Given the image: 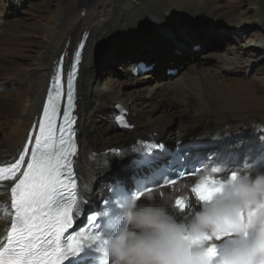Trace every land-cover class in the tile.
Listing matches in <instances>:
<instances>
[{
  "label": "bare ground",
  "instance_id": "obj_1",
  "mask_svg": "<svg viewBox=\"0 0 264 264\" xmlns=\"http://www.w3.org/2000/svg\"><path fill=\"white\" fill-rule=\"evenodd\" d=\"M21 1L0 0V88L6 90L11 81L17 80L26 87L25 96L18 97L12 108L0 100V163H13L22 153L29 133L35 135L61 59L67 69L78 44L84 41L77 79V209H88V201L99 205L101 198L109 194L106 186L110 182L122 179L132 184L139 168L132 166L127 174V167L121 166L128 157V147L137 140H152L171 150L167 143H161L169 138V144L182 147L179 152L185 155V165L200 159L201 151H208L203 158L205 170L218 167L223 176L234 164L242 169L247 165L264 170V0H43L31 4L25 19H19L10 10L19 8ZM171 14L219 25L202 22L177 29L166 33L165 40L156 37L152 44L126 50L122 56L111 48L101 63L94 62L95 55L115 37L144 30L150 35L156 31L149 24L151 19L160 22ZM245 33L250 37L241 42ZM219 38L226 42L225 48L208 50L220 43ZM174 50L183 53L178 55ZM195 56L212 60V64L191 63L176 76L165 65H186V60ZM121 60L124 69H132L121 83L115 84L111 77L107 82L98 79L103 67ZM143 61L151 65L150 69L134 73L135 66ZM250 69L256 74L248 76ZM177 76L181 80H176ZM151 77L161 82L145 86ZM125 85L133 88L125 92ZM107 101L128 112L132 128L113 121L121 132L114 131L116 127L109 117L114 112L115 118L117 112L110 106L103 108ZM98 108H102L98 115L106 119L105 123H97ZM174 122L177 127L169 130ZM33 125H37L35 131ZM146 132L157 135L128 139L127 133ZM241 150L239 157L233 155ZM169 157L162 154L159 161L149 165L167 162ZM116 171L125 175L109 181L119 174ZM194 181L195 177L162 189L169 192L188 185L177 192L187 196L186 210L170 209L178 220L187 221L197 213L190 191ZM11 186L12 182H0V242L6 238L14 216Z\"/></svg>",
  "mask_w": 264,
  "mask_h": 264
},
{
  "label": "clouds",
  "instance_id": "obj_2",
  "mask_svg": "<svg viewBox=\"0 0 264 264\" xmlns=\"http://www.w3.org/2000/svg\"><path fill=\"white\" fill-rule=\"evenodd\" d=\"M219 173L217 167L199 177L210 206L187 221L170 210L188 207L187 196L177 195L186 184L169 192L145 188L140 198L125 199L112 230L103 238L99 234L109 264H264V170L246 165L226 177ZM178 197L184 198L183 207ZM224 233L236 234L241 243L218 252L209 242Z\"/></svg>",
  "mask_w": 264,
  "mask_h": 264
},
{
  "label": "snow or ice",
  "instance_id": "obj_3",
  "mask_svg": "<svg viewBox=\"0 0 264 264\" xmlns=\"http://www.w3.org/2000/svg\"><path fill=\"white\" fill-rule=\"evenodd\" d=\"M83 48L84 44L81 43L79 49ZM80 59L81 51L77 50L67 75L66 106L59 129L57 120L60 117L61 101L65 97L60 67L54 78L55 87L48 91L47 102L38 123V133L34 139L33 133H29L27 143L15 162L0 163V182H12L11 208L14 210L7 238L0 242V264H63L69 255L82 250L81 245L85 240H100L99 233L89 229L65 236L73 224V213L78 202L71 157L75 152L72 127L75 119L72 113L75 108V77ZM118 122L128 126L123 116L119 117ZM36 128L37 125H33V131ZM28 145H32L30 159L21 172L25 157L29 155ZM184 175V172L179 174L180 177ZM174 183V180L167 178L158 187ZM202 183L197 180L190 190L199 199L206 201L209 190L201 191ZM152 189L147 187L149 191ZM140 195L138 192L137 198ZM183 200V197L177 198V204L181 207ZM88 220L90 226L94 225L95 229L98 227L96 215L89 216ZM103 243L101 241V248ZM215 250L213 246L210 251ZM215 264L222 262L216 260Z\"/></svg>",
  "mask_w": 264,
  "mask_h": 264
},
{
  "label": "rangeland",
  "instance_id": "obj_4",
  "mask_svg": "<svg viewBox=\"0 0 264 264\" xmlns=\"http://www.w3.org/2000/svg\"><path fill=\"white\" fill-rule=\"evenodd\" d=\"M42 1L43 0H22L19 8L12 7V9L10 10V12L12 14H14V17L15 18L23 19V17H24V19H25V17L27 16V12H26L27 9L30 10V7L29 6L31 4L32 5H36L37 3H40ZM79 1H78L77 5H79ZM167 16H169V17L167 18ZM162 19H164V20H162L160 22L154 21V20L151 19V21L149 22V24L151 26L154 25L156 31L153 32V30H152V34H150V35L147 33L146 30H144V31H131L130 34L128 33L125 36L115 37L114 41L110 45H108V47L105 50H103L102 55L99 58V60L97 61L96 58H94V62H96L97 64L101 63L103 61V59L105 58L107 52L111 48L114 49L115 53H117V54L121 53V56H122L123 54H125V51L126 50H129V49H132L134 47L141 46V45H143V47H144V46H146V45H148L150 43L152 44V40L154 38H156V37H160L162 40H165V34L166 33H171L173 31H176L177 29L184 30V29L188 28L191 25H197V23H200V24L206 23V24H208L210 26L219 25L218 23L215 24L212 21L206 22L202 18H198L197 20H189V19H186V18H181L180 15L174 16L173 14H171V15H165L164 17H162ZM202 22H204V23H202ZM130 37H132V38H130ZM249 37L250 36L247 33H245V35L241 39V42L247 41L249 39ZM219 41H220V43L215 44L214 47H210L208 50H210V49L214 50L215 49L217 51H220V50L222 51L225 48V46H226V42L223 41L220 38H219ZM173 52L176 53V54H178V55H182V53H183L182 51H177L176 52V50H174ZM198 62H200L201 64L203 62L204 65H206V66H210V64H212V60H208V59H204V58L202 60L201 56H198V57L195 56V57L188 58L186 60V65H180V66H178L174 62H170V63L165 62V65L168 66V68H171L172 70H175V72L173 74L176 76V75H178L180 73V71L186 69L187 66L192 65L191 63L197 64ZM147 64L149 65L148 62H147ZM122 65H123V60L117 61V62H113V63H111V65H108L106 67H103L101 69L102 71H100V75L98 76V79H100L102 82H107L108 81L107 79L109 77H111V78H114L113 79V82L115 84L121 83L126 78V76L129 75L132 72V69L131 70H128L126 68L124 69V67H122ZM166 72L169 73V74L171 73V72H168V71H166ZM153 74L154 73H152L151 76H153ZM248 74H249L248 76H252V75H255L256 73H255V71L253 69H250V70H248ZM154 77H151L150 80L147 83H145V86H146V84L147 85H153L154 84V81L155 82H161V81H159V79H155ZM152 78H154V79H152ZM176 78H177L176 80H181L180 79L181 76H177ZM263 80H264V77H263ZM132 88H133V86H131V85H125L123 90L125 92H127L128 90H131ZM2 91H4V92H2ZM25 91H26V87H25V84H23V82L18 81V80L17 81H11L8 89L2 90L0 88V96H1L0 97V100H2V102L4 100L3 103L6 104V105H9V107L12 108L17 103L18 97H20V96L24 97L25 96ZM168 93L170 94V90H168ZM111 103H112L111 101H107V103H105V105H103V108H106L107 106H110L114 111L115 110L118 111V109L121 108V106H119V104L114 103V104L111 105ZM4 108L7 109V110L9 109L6 106ZM100 109H102V108H98L96 110V114H97L96 118H98V120H97V123L98 124L105 123L106 122V119L103 116L98 115ZM113 113L109 117V120H110L111 124L112 123L114 124V122H115V118L113 116ZM114 126L116 127V129L113 127L114 128V131L121 132V130H119L115 124H114ZM169 126H170V129L169 130L175 129L177 127V123L174 122V123L170 124ZM0 131H2L1 128H0ZM123 132H125V131H123ZM146 133L147 134H144V135H140V134H138V135H136V134L132 135L130 133H127V135L129 136L128 139L130 138L131 141H134V140H137L139 138L146 137V136H149V135H157V134L152 133V132H149V133L146 132ZM150 133H152V134H150ZM171 133H172V131H171ZM168 140H169V138H166V139H163L162 142L164 141L163 142L164 144L167 143V146L169 148L173 149L175 145H173V142H172V144L171 143L169 144L168 143ZM124 142L125 141H123V143ZM110 149L111 148H108L107 151H109ZM178 149L180 151L182 149V147H179ZM241 153H242V150L239 151V152H237V153H235V154H233V155L235 157H239L241 155ZM201 154L203 155V154H209V153H208V151H206V152L201 151ZM239 165L240 164H234L230 168V170L231 169L240 168ZM128 168L130 169V167H128ZM128 168L127 169H124L125 173H127V174L129 173ZM117 172L119 174L118 175H115L114 177H111L109 179V181L115 180L116 177H122L123 178V176L125 175V173L123 174L120 171H116L115 173H117ZM123 181L124 182H127L125 180H123ZM106 188H107V186H106ZM99 201H100V199H99Z\"/></svg>",
  "mask_w": 264,
  "mask_h": 264
},
{
  "label": "water",
  "instance_id": "obj_5",
  "mask_svg": "<svg viewBox=\"0 0 264 264\" xmlns=\"http://www.w3.org/2000/svg\"><path fill=\"white\" fill-rule=\"evenodd\" d=\"M101 55L102 53L96 54L95 58L97 61L99 60ZM151 141L152 140H137L132 145H130L127 149L128 157L124 160V163L121 167L128 168L135 164V162H137V160L139 159V155L141 154V152L149 146V143Z\"/></svg>",
  "mask_w": 264,
  "mask_h": 264
}]
</instances>
